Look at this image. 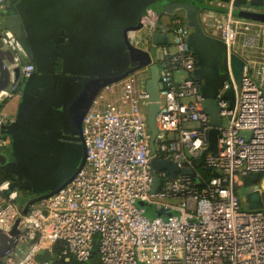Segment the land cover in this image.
I'll use <instances>...</instances> for the list:
<instances>
[{
  "label": "built area",
  "instance_id": "built-area-1",
  "mask_svg": "<svg viewBox=\"0 0 264 264\" xmlns=\"http://www.w3.org/2000/svg\"><path fill=\"white\" fill-rule=\"evenodd\" d=\"M225 4L224 10L205 13V23L201 17L206 30L227 47L229 79L217 95L222 120L217 152L208 150L213 126L194 75L198 65L188 43L191 29L180 19L159 27L161 14L148 7L141 15L143 28L160 31L167 40L155 58L163 88L154 148L146 120L150 70L145 66L97 95L83 118L85 163L65 186L25 210L20 190L10 189L8 179L0 181V228L10 232L19 220L21 244L38 237L22 256L1 264H56L64 257L86 264L95 248L101 264H264V208H243L238 194L253 185L245 180L255 172L263 174L257 190L264 191V22L236 15L232 2ZM5 6L0 0V47L12 52L26 78L35 65L18 34L4 25ZM137 36L134 43L150 51ZM232 53L244 60L240 88ZM231 86L234 105L223 96ZM19 95L0 90V160L12 159L5 127L15 121L16 111L7 106ZM243 131L250 135L242 136ZM153 158L180 170L174 175L156 170ZM199 167L216 174L205 175ZM156 177L160 183L153 190ZM46 249L54 261H36Z\"/></svg>",
  "mask_w": 264,
  "mask_h": 264
},
{
  "label": "water",
  "instance_id": "water-1",
  "mask_svg": "<svg viewBox=\"0 0 264 264\" xmlns=\"http://www.w3.org/2000/svg\"><path fill=\"white\" fill-rule=\"evenodd\" d=\"M161 0H8L4 11V25L18 34L35 71L22 78L20 65L12 52L0 48V90L19 92L15 121L5 127L11 136L12 159L3 157L0 165L14 175L10 189L28 190L32 198L25 206L53 194L76 175L85 163L86 148L82 137L83 118L91 104L106 86L148 66L150 77L145 87L150 99L146 120L151 131V145L157 134L156 115L160 107L159 64L153 52L134 43L138 30L143 28L144 10ZM232 2L239 16L264 22V0H222ZM205 0H166L159 13L185 20L191 29L188 43L197 59L195 77L201 81L210 123L208 150L217 152L220 108L217 95L229 79L226 44L210 34L201 18ZM247 8V9H246ZM156 44L166 35L154 34ZM230 63L237 88H240L244 60L232 53ZM235 102V88L223 95ZM249 136L250 132H241ZM216 141L215 145L213 142ZM204 155V154H203ZM202 155V157H203ZM156 170L171 175L180 170L170 161L152 159ZM188 172L187 169H181ZM260 173L251 175L253 181ZM252 181V182H253ZM155 178L153 190L159 186ZM249 209L264 208V191L255 185L239 189ZM1 200V199H0ZM23 201V196L19 197ZM16 221L10 232L0 228V264L12 255L22 256L37 242L21 244V229ZM36 261H54V254L46 249ZM67 264H81L71 257Z\"/></svg>",
  "mask_w": 264,
  "mask_h": 264
},
{
  "label": "crops",
  "instance_id": "crops-1",
  "mask_svg": "<svg viewBox=\"0 0 264 264\" xmlns=\"http://www.w3.org/2000/svg\"><path fill=\"white\" fill-rule=\"evenodd\" d=\"M207 6H210L209 9L208 8L206 9ZM225 6H226V4L223 1H222L221 5H211L209 3V1H206L205 0V2L203 3L202 10H201V17H202V14H203V21H204V23L206 21V17L204 16L205 13H207L209 10H212V9H214L215 12H217L218 10H224L226 8ZM4 14L5 13H3V16H4ZM176 21H179V18L171 17V16L169 17V16H166V15H162L161 16V19L159 21L158 26L159 27H163L165 25H170L172 23H175ZM154 34H155V32L152 33L148 28H143V29H141L139 31L137 37H138V40H139L140 45L141 46L149 45L150 46L149 47V50L151 52H153V50L155 51L154 58L158 59V56L160 55V48L167 43L166 42L167 40L165 39L164 42H162L161 44H156V42L154 41V37H153ZM18 104H19V96L11 99L10 102H9V104H8V106H7V108H8V110L14 112V111L17 110ZM25 196L28 198V200L26 201L28 203L31 198H29V196H27V195H25ZM12 256L19 257V256H16V255H12Z\"/></svg>",
  "mask_w": 264,
  "mask_h": 264
},
{
  "label": "trees",
  "instance_id": "trees-1",
  "mask_svg": "<svg viewBox=\"0 0 264 264\" xmlns=\"http://www.w3.org/2000/svg\"><path fill=\"white\" fill-rule=\"evenodd\" d=\"M199 169L205 175H215L216 174V172L209 171L206 168L199 167ZM13 177H14V175L12 173L7 172L0 165V181L6 180V179L12 181L13 180ZM245 182L247 184H251L252 183L251 177H247L246 180H245ZM20 192L22 193L23 197L25 195H27V196L31 195L30 191H28V190H21ZM59 249L60 248L56 247L55 252L58 253L59 252ZM65 259H66V257H64L63 259L57 261L56 264H67L66 261H65ZM86 264H101V260H100V256H99V251H98L97 248H95V250L93 251V254H92L91 259Z\"/></svg>",
  "mask_w": 264,
  "mask_h": 264
},
{
  "label": "rangeland",
  "instance_id": "rangeland-1",
  "mask_svg": "<svg viewBox=\"0 0 264 264\" xmlns=\"http://www.w3.org/2000/svg\"><path fill=\"white\" fill-rule=\"evenodd\" d=\"M165 1L166 0H161L160 2H157V3L153 4V5H151L150 7L153 8V9H155V10H157V11L158 10H161V7H162L161 4H164ZM209 7L210 6H207L206 9L207 8L209 9ZM236 15H238V14L236 13ZM180 20L185 24V20L184 21L182 19H180ZM168 39H169L170 42L173 40V35L171 33L168 34ZM1 47H4V46H1ZM215 143H216V141L213 142L214 145H215ZM262 175L263 174H260V178L257 181H253L252 180L253 181L252 184L255 185L256 187H258V186L261 187V184H262L261 176ZM27 200H28V198L26 196H24L23 197V201L22 202L20 201V203H24ZM242 202H243V208L249 209V203L247 201V197H245Z\"/></svg>",
  "mask_w": 264,
  "mask_h": 264
},
{
  "label": "flooded vegetation",
  "instance_id": "flooded-vegetation-1",
  "mask_svg": "<svg viewBox=\"0 0 264 264\" xmlns=\"http://www.w3.org/2000/svg\"><path fill=\"white\" fill-rule=\"evenodd\" d=\"M7 1H8V0H6V3H7ZM246 9H247V8H246ZM139 31H140V30H138L137 32H135V33H136V35L138 34V32H139Z\"/></svg>",
  "mask_w": 264,
  "mask_h": 264
}]
</instances>
